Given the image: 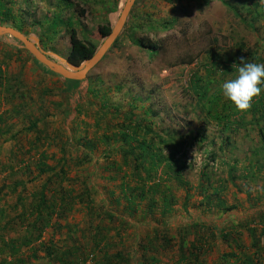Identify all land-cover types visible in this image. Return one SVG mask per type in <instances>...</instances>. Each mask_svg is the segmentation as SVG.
I'll return each mask as SVG.
<instances>
[{"label": "rangeland", "instance_id": "rangeland-1", "mask_svg": "<svg viewBox=\"0 0 264 264\" xmlns=\"http://www.w3.org/2000/svg\"><path fill=\"white\" fill-rule=\"evenodd\" d=\"M128 1L0 0V25L66 65L70 31L99 47L97 24L112 28ZM242 13L248 23L219 0H132L113 44L68 99L60 76L0 37V264L73 256L104 264L95 233L111 241L109 255L124 253L119 264H181L183 252L206 264L234 253L228 264H241L243 252L255 254V238L264 244V110L242 114L219 89L241 57L264 63V14L249 23ZM132 14L145 25L174 23L167 57L151 62L129 43ZM188 54L197 55L193 63L167 66ZM143 140L153 141L149 151ZM60 180L72 192L69 206L37 239L36 196L61 189Z\"/></svg>", "mask_w": 264, "mask_h": 264}, {"label": "trees", "instance_id": "trees-1", "mask_svg": "<svg viewBox=\"0 0 264 264\" xmlns=\"http://www.w3.org/2000/svg\"><path fill=\"white\" fill-rule=\"evenodd\" d=\"M202 3L204 4H208L210 0H201ZM221 4H223L226 8L229 9V11L232 12V14L237 17L241 22H246V18L244 17L243 13H242V8H245L247 10V15L249 16V18L247 19L249 21V23H252V21L254 19H256L257 17L260 16L259 12L260 9L262 10L263 14H264V0H262V4L260 5V9H258L259 5L258 3H248L246 0H241L240 3L242 2V5H239L240 3L239 0H219ZM255 14V15H254ZM132 16L134 18V14H132L129 18L128 24H127V29H126V37L129 40V43L136 47L140 52H144L146 55V58L150 59L151 62H155L157 63V61L159 59H161V57H167V47L165 46V43L167 42V40L171 37V34H167L169 31V27L173 26L174 23H172V21L165 23V25L161 26V27H155L153 25H145V24H141L139 22H136L135 20L132 19ZM5 19H9V16H5ZM174 22V21H173ZM248 23V22H246ZM183 31V30H182ZM111 32V26L109 23L105 22V23H99L97 24V33L98 36L100 38H105L109 33ZM69 38H70V49L67 55V61L75 66L80 65L83 61L89 59L94 53L95 50L97 48L96 43L90 41V40H86L84 38H79L76 36L74 29H72L70 31L69 34ZM215 41V40H214ZM210 44H212V42H210ZM197 55H185L181 56V57H176L172 62H169V64H167V66H175V65H185V64H191L193 63V61L196 59ZM43 67V66H42ZM44 68V67H43ZM46 69V68H44ZM49 71V70H48ZM50 72V71H49ZM52 73V72H50ZM98 77H95V80ZM61 79V95L63 96V98L68 99V96L71 95L72 92H74L77 89V86L79 85L80 81H76V80H70V79H64L63 77H60ZM89 78L86 77V79H84V81H87ZM86 90H90L89 87H84ZM195 89H198V79L197 82L194 85ZM197 91V90H196ZM202 97L204 96V93H202ZM264 92L261 93V95L258 98L254 99V103H252V110H264ZM255 103L258 104V106H255ZM260 106V107H259ZM154 113V112H153ZM222 116H224L222 114ZM259 117H264V113H261L259 115ZM214 118L216 120H220L221 117L215 115ZM225 130L229 127V123H225L222 125ZM126 130H130V129H126ZM125 130V131H126ZM264 130V129H263ZM262 129L259 128V133L262 137L263 140V144H264V131ZM126 136H133V134L135 135V131H133L132 129L128 132L127 134L126 132H124ZM162 140V138H161ZM204 141V137L201 138V142ZM153 141L151 140L150 143H148L147 141L143 140L140 143V149L145 152V151H149L151 149ZM263 151H264V147H263ZM264 155V154H263ZM153 156V155H152ZM152 159H154L153 157H151ZM175 163V162H174ZM154 164V162L152 163V165ZM173 166V164H168V167L171 168ZM181 166V165H180ZM179 166V167H180ZM41 168H43V165L41 163ZM42 172H45V169H42ZM62 185V180H60V182L57 184L58 187H60ZM56 186V188H58ZM45 189V187H43ZM55 188V189H56ZM61 189H52L55 190L54 193L48 195L46 193V191L42 190L40 193L37 194L36 196V205L34 206V213H35V224H39L40 225V229L38 231L37 234V239L40 237L41 233H42V229L47 227L50 223V220L52 218V215L57 211L58 208H60V210H62L63 212L66 211L67 207L69 206V200L72 196H69L72 194V192L70 193H66L63 189V187H60ZM61 191H63V193H61V195L58 193ZM218 192V191H217ZM68 195V196H67ZM84 196V194L82 195ZM81 196V197H82ZM209 195H206L205 198H208ZM89 197V195H88ZM127 201L132 202L133 201V197L130 195L127 199ZM33 212V211H32ZM32 212H30L32 214ZM259 237L255 238V242L252 245V247L256 246L255 251H253L255 254H253V256L251 257L249 254H246V252H243V259H242V263L241 264H262L260 262V258H259V254H261V252L259 251H264V244H262V246H260L259 243ZM30 242V241H29ZM93 248L94 249H99V250H103L105 249L104 252V260L105 263L104 264H119L120 262H126V256L124 255V253H122L121 251L119 253H116L114 255H109L108 254V250L109 247L111 245V241L108 240L107 235L106 236H102L99 235L98 233H95L93 235ZM259 243V244H258ZM264 243V242H263ZM142 247V245H141ZM9 250H13L12 253H15L17 250L16 246H9L8 247ZM73 253L74 254L76 252V248L73 247L72 248ZM181 259L180 262L181 264H206L204 263L202 260H199V257L197 255H195L193 258L191 257H186L185 254L186 253H181ZM74 259L73 261L68 260L66 262H64V264H79V262L77 261L76 257L73 256ZM91 257L93 258V252L91 254ZM232 258H238L236 257V255L234 253L230 254L229 256L227 255V258L224 259L222 262L220 263H214V264H228L230 263ZM150 259H153V257H150ZM129 260V258H128ZM83 264H87V260L84 259V262H82ZM93 264H103V262L101 260H95V262ZM142 264V263H141ZM179 264V263H176Z\"/></svg>", "mask_w": 264, "mask_h": 264}, {"label": "water", "instance_id": "water-1", "mask_svg": "<svg viewBox=\"0 0 264 264\" xmlns=\"http://www.w3.org/2000/svg\"><path fill=\"white\" fill-rule=\"evenodd\" d=\"M131 1L132 0L128 1L121 13L120 18L111 28V32L104 38L102 44L96 48L95 53L78 66L70 64L67 59L65 60L66 65H63L57 60L55 61L13 27L0 25V37L11 38L12 40L18 42L20 46L25 49L37 63L53 74L63 77L64 79L76 81L84 80L86 79V75L90 72V70L93 69L99 63V61H101L103 54L108 50L110 45L113 44L114 40L119 34V31L124 24L130 9Z\"/></svg>", "mask_w": 264, "mask_h": 264}, {"label": "clouds", "instance_id": "clouds-1", "mask_svg": "<svg viewBox=\"0 0 264 264\" xmlns=\"http://www.w3.org/2000/svg\"><path fill=\"white\" fill-rule=\"evenodd\" d=\"M219 89L238 112L246 113L254 99L264 92V63L249 62L241 57L234 77L222 81Z\"/></svg>", "mask_w": 264, "mask_h": 264}]
</instances>
